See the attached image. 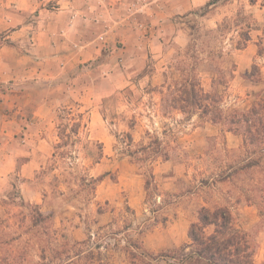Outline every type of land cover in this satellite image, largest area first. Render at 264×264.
<instances>
[{
    "label": "rangeland",
    "instance_id": "rangeland-1",
    "mask_svg": "<svg viewBox=\"0 0 264 264\" xmlns=\"http://www.w3.org/2000/svg\"><path fill=\"white\" fill-rule=\"evenodd\" d=\"M168 25L136 21L137 43L108 48L61 99L38 202L16 173L0 191V264H149L189 242L202 208H226L264 262V132H229L169 95L187 81L223 118L260 105L249 120H264V0H209Z\"/></svg>",
    "mask_w": 264,
    "mask_h": 264
},
{
    "label": "crops",
    "instance_id": "crops-1",
    "mask_svg": "<svg viewBox=\"0 0 264 264\" xmlns=\"http://www.w3.org/2000/svg\"><path fill=\"white\" fill-rule=\"evenodd\" d=\"M51 1L0 0V191L16 173L21 195L35 203L41 191L33 180L52 157L61 99L93 83L76 84L82 71L103 69L102 58L109 49L118 51L116 45L131 49L137 43L136 21L149 22L153 35H167L174 17L209 3L57 0V7L48 9ZM91 113L100 125L98 112Z\"/></svg>",
    "mask_w": 264,
    "mask_h": 264
},
{
    "label": "trees",
    "instance_id": "trees-1",
    "mask_svg": "<svg viewBox=\"0 0 264 264\" xmlns=\"http://www.w3.org/2000/svg\"><path fill=\"white\" fill-rule=\"evenodd\" d=\"M260 45L257 55L264 59L262 42ZM175 92L181 93L180 97L173 96L174 92L171 91L169 93L171 102L173 104L185 103V105L177 108L173 106L174 110L185 114L190 113V108L197 109L200 111L198 118H206L210 115L209 121L212 124H218L224 120L230 128L229 132L236 133L237 130L243 128L249 138L252 126H258L257 130L264 132V120L256 122L249 120V116L258 113L259 109L263 110L260 105L252 106L247 112L233 110L227 119L223 118L218 110H212L211 105L217 101H215V97L217 99L215 93L209 94L201 87L187 83V81ZM187 237L189 240L187 244L159 255L149 264H255L253 261L254 244L226 208L213 210L202 208L198 212L196 222L189 226Z\"/></svg>",
    "mask_w": 264,
    "mask_h": 264
},
{
    "label": "built area",
    "instance_id": "built-area-1",
    "mask_svg": "<svg viewBox=\"0 0 264 264\" xmlns=\"http://www.w3.org/2000/svg\"><path fill=\"white\" fill-rule=\"evenodd\" d=\"M129 10H131V8H129L128 11H129ZM138 28H139L140 30H143V31L147 32V27H145V26L139 25ZM99 41L103 44V46H107V44H106V42H105L103 36H100V37H99Z\"/></svg>",
    "mask_w": 264,
    "mask_h": 264
}]
</instances>
